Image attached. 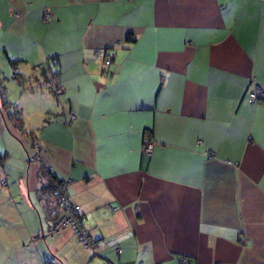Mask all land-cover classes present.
<instances>
[{
    "label": "crops",
    "instance_id": "1",
    "mask_svg": "<svg viewBox=\"0 0 264 264\" xmlns=\"http://www.w3.org/2000/svg\"><path fill=\"white\" fill-rule=\"evenodd\" d=\"M9 59L0 264H264V0H0ZM53 179L94 246L47 234Z\"/></svg>",
    "mask_w": 264,
    "mask_h": 264
},
{
    "label": "built area",
    "instance_id": "2",
    "mask_svg": "<svg viewBox=\"0 0 264 264\" xmlns=\"http://www.w3.org/2000/svg\"><path fill=\"white\" fill-rule=\"evenodd\" d=\"M48 13H45V17H48ZM250 102L255 103L264 100V88L258 84H254L252 89L247 93ZM37 144L35 145V148ZM143 150L146 154L151 155L153 150V143L150 137L145 138L143 143ZM39 161L42 165L44 162ZM46 167V166H45ZM57 183V184H56ZM52 185V190L54 195L58 198V205L62 208V215L59 219L54 221L48 228V235L53 237L55 234L59 233L60 229L66 225H70L74 228L78 242L83 246H94L95 241L92 239L91 235L85 231V218L80 212V206L74 204L69 198L66 190L65 182H56ZM120 252V248L117 249ZM105 264H108L105 262Z\"/></svg>",
    "mask_w": 264,
    "mask_h": 264
},
{
    "label": "rangeland",
    "instance_id": "3",
    "mask_svg": "<svg viewBox=\"0 0 264 264\" xmlns=\"http://www.w3.org/2000/svg\"><path fill=\"white\" fill-rule=\"evenodd\" d=\"M9 71L10 72H6V74L1 73L0 78H1L2 82L5 83V85L7 87V92H5V94H1V95H4L5 98H7V97L9 98L8 100H10V102L12 104V112H16V110H18L19 111V116H21V119H22V107H23L24 108L23 110L26 113V117L30 114L29 116H30L31 121L36 120L37 116L34 113L37 112L38 109L35 106H36V104L39 105L40 102L37 101L36 103H34V101L30 100V98H26L25 104H23L22 95L20 96V89L23 88V85L19 84L15 79H13V72H18L19 70H16V71H12L11 72V69H10ZM3 77H5V79H3ZM9 83L14 84V88L12 86H10ZM17 86H19L20 89ZM12 90H15L14 94L12 93V94H10V96L7 95L9 92L11 93ZM5 101L6 100H4V99L2 100L1 99L0 100V106L3 108V112H4L5 117L9 120V122H12L11 119L9 118V115L7 113V110L4 111L5 108L7 107V102H5ZM31 103H34V104L31 105ZM55 201L58 204V198L56 196H55ZM74 204H76V203H74ZM61 210H62V208H61ZM80 212H81V209H80ZM81 214H82V216H84V214L82 212H81ZM61 215L59 217H57V219H59L61 217ZM66 226H68V225H66ZM85 231L88 232L87 228H85ZM48 233L49 232L47 230V234ZM91 255L92 254L90 253V257H91ZM92 257H93V262H96L97 264H103V260L100 257H98V256H92ZM137 264H139V263L137 262Z\"/></svg>",
    "mask_w": 264,
    "mask_h": 264
},
{
    "label": "trees",
    "instance_id": "4",
    "mask_svg": "<svg viewBox=\"0 0 264 264\" xmlns=\"http://www.w3.org/2000/svg\"><path fill=\"white\" fill-rule=\"evenodd\" d=\"M17 62H18V60H15V59H9V63H10V65H11V67L13 68V71H16V68H15V66H16V64H17ZM13 78L14 79H16L17 80V82L19 83V84H23L24 82H25V77L21 74V73H19V72H13ZM57 91V90H56ZM1 94H5V92H4V90H3V88H0V95ZM6 100L5 102H7V107L5 108V110L4 111H6L7 110V113H8V115H9V118L11 119V121H12V123H13V125L15 126V127H21L22 128V119H21V116H19V111L18 110H16V112H12V104L9 102V101H7V99L5 98V96L4 95H1L0 96V100ZM6 106V105H5ZM0 109L1 110H3V108L0 106ZM2 161V156H1V154H0V162ZM56 182H59L57 179H53V181H52V183L54 184V183H56ZM60 182H65V181H60ZM52 184V185H53ZM57 184V183H56ZM52 188V187H51ZM50 188V189H51ZM51 192L53 193V191H52V189H51ZM54 194V193H53Z\"/></svg>",
    "mask_w": 264,
    "mask_h": 264
},
{
    "label": "water",
    "instance_id": "5",
    "mask_svg": "<svg viewBox=\"0 0 264 264\" xmlns=\"http://www.w3.org/2000/svg\"><path fill=\"white\" fill-rule=\"evenodd\" d=\"M90 264H97L96 262L90 263Z\"/></svg>",
    "mask_w": 264,
    "mask_h": 264
}]
</instances>
